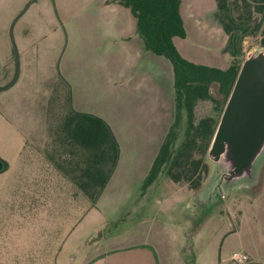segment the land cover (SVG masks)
Masks as SVG:
<instances>
[{
	"label": "rangeland",
	"instance_id": "obj_1",
	"mask_svg": "<svg viewBox=\"0 0 264 264\" xmlns=\"http://www.w3.org/2000/svg\"><path fill=\"white\" fill-rule=\"evenodd\" d=\"M182 1L188 36L179 45L185 44L190 57L229 65L227 35L217 16L215 0ZM260 23L261 15L256 14L252 28L242 36L243 60L251 50L262 46L264 22ZM56 83L60 87L50 93L53 97L48 102L43 87L35 85L0 93V112L6 119L0 122V154L8 149L9 158L14 159L15 150L23 145L22 161L0 171V264H86L98 253L146 240V222L153 228L165 220V240L176 241L181 236L177 245L186 244L187 251H178L182 261L190 254L188 247L193 242L197 264H204L203 254L205 259L213 257L214 264H235L231 256L245 253L240 237L246 240L245 229L249 227H243L244 236L229 233L237 228V217L242 219L240 202H244L241 210L249 221L248 215L259 210L257 200H251L260 197L264 201V161L255 184L234 186L225 197L219 192L209 201L201 192L199 198L193 195L196 189H191L189 182H175L166 171L161 173L162 180H167L165 189L155 192L156 186L143 188L133 172L135 156L125 154V165L122 162L115 167L112 179L92 200L57 167L65 164V159L60 155L64 148L56 138V128L72 106L66 89L61 88V82ZM210 93L218 102L200 100L195 107V123L207 116L220 119L227 98L218 83L211 85ZM187 127L184 112L178 144L186 139ZM202 148L194 147L191 152L208 165L204 183L211 163ZM197 226L199 236L194 240ZM176 249V245L170 247V257L177 254Z\"/></svg>",
	"mask_w": 264,
	"mask_h": 264
},
{
	"label": "crops",
	"instance_id": "obj_2",
	"mask_svg": "<svg viewBox=\"0 0 264 264\" xmlns=\"http://www.w3.org/2000/svg\"><path fill=\"white\" fill-rule=\"evenodd\" d=\"M182 39L176 37L175 43L186 58L228 67L213 59L190 57L185 44L179 45ZM151 54L131 9L115 0H0V93L35 85L43 87L48 102L50 93L60 87L56 82H61L74 110L95 114L112 128L120 146L116 169L122 162L125 165V154L135 156L138 184L149 175L176 113L172 64ZM2 120L6 119L0 112ZM14 153L10 159L8 149L3 150L0 171L22 161L23 145ZM162 179L160 173L148 187L156 186L155 192L165 189L167 180ZM258 198L250 199L257 200L259 210L248 215L249 221L242 203L238 204L242 219L237 217V228L229 233L244 236L243 227H249L246 240L240 239L250 264H264V201ZM166 222L153 228L146 222V240L98 253L86 264H197L193 242L184 262L178 255L179 250L187 251L184 242L177 245L181 236L165 240ZM175 245L177 254L170 257L169 249ZM202 259L204 264L215 263L204 254Z\"/></svg>",
	"mask_w": 264,
	"mask_h": 264
},
{
	"label": "trees",
	"instance_id": "obj_3",
	"mask_svg": "<svg viewBox=\"0 0 264 264\" xmlns=\"http://www.w3.org/2000/svg\"><path fill=\"white\" fill-rule=\"evenodd\" d=\"M115 1L131 9L145 49L166 57L173 68L175 121L143 188L166 171L175 182L185 180L191 189H199L208 165L203 158H194L191 151L202 146L207 152L219 119L207 116L195 123V107L200 100L218 102L210 93L213 83H218L221 93L228 99L243 62L242 36L252 28L256 14L261 15V23L264 22V0H215L231 56L226 68L194 62L180 52L175 38L188 36L181 11L182 0ZM261 44L264 46V35ZM184 112L188 117L186 139L178 144ZM56 129V138L64 148L60 155L65 159V164L57 165L58 169L63 170L86 196L95 200L110 180L120 155L119 142L112 128L95 114L70 108ZM196 174L198 177L194 179Z\"/></svg>",
	"mask_w": 264,
	"mask_h": 264
},
{
	"label": "water",
	"instance_id": "obj_4",
	"mask_svg": "<svg viewBox=\"0 0 264 264\" xmlns=\"http://www.w3.org/2000/svg\"><path fill=\"white\" fill-rule=\"evenodd\" d=\"M207 160L210 174L192 193L197 197L201 192L212 201L219 192L225 197L234 186L258 181L264 161V46L244 58L208 147Z\"/></svg>",
	"mask_w": 264,
	"mask_h": 264
},
{
	"label": "built area",
	"instance_id": "obj_5",
	"mask_svg": "<svg viewBox=\"0 0 264 264\" xmlns=\"http://www.w3.org/2000/svg\"><path fill=\"white\" fill-rule=\"evenodd\" d=\"M231 260L235 264H247L249 262V256L243 252H234L231 256Z\"/></svg>",
	"mask_w": 264,
	"mask_h": 264
}]
</instances>
